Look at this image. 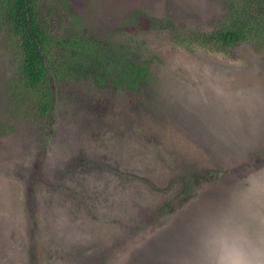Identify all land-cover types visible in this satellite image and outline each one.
I'll return each instance as SVG.
<instances>
[{"label": "rangeland", "instance_id": "1", "mask_svg": "<svg viewBox=\"0 0 264 264\" xmlns=\"http://www.w3.org/2000/svg\"><path fill=\"white\" fill-rule=\"evenodd\" d=\"M46 1L55 34L88 30L155 74L141 92L68 80L41 114L0 42V264H194L203 217L264 175V52L178 40L226 0Z\"/></svg>", "mask_w": 264, "mask_h": 264}, {"label": "trees", "instance_id": "2", "mask_svg": "<svg viewBox=\"0 0 264 264\" xmlns=\"http://www.w3.org/2000/svg\"><path fill=\"white\" fill-rule=\"evenodd\" d=\"M65 2L72 8L70 0ZM46 6V0H0V42L16 50L19 85L27 91L36 111L49 113L58 87L68 80L92 79L99 88H127L134 92H141L153 82L150 58H131L128 47L97 40L85 34L88 30L59 36L43 20L42 8ZM225 8L226 14L216 26L189 31L191 34L177 32L178 40L186 45L208 44L218 52L251 42L264 52V0H226ZM146 19V27L158 28L156 18ZM87 51L96 57L86 56ZM82 164L92 168L95 163L85 157ZM211 173L209 180L216 175ZM184 188L187 200L192 189ZM178 199L171 201V208Z\"/></svg>", "mask_w": 264, "mask_h": 264}, {"label": "clouds", "instance_id": "3", "mask_svg": "<svg viewBox=\"0 0 264 264\" xmlns=\"http://www.w3.org/2000/svg\"><path fill=\"white\" fill-rule=\"evenodd\" d=\"M194 256V264H264V175L236 185L203 217Z\"/></svg>", "mask_w": 264, "mask_h": 264}]
</instances>
